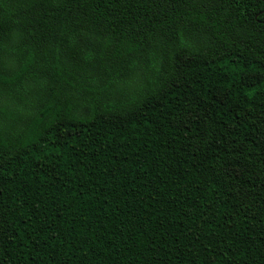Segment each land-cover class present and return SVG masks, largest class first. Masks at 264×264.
Segmentation results:
<instances>
[{"label":"trees","instance_id":"1","mask_svg":"<svg viewBox=\"0 0 264 264\" xmlns=\"http://www.w3.org/2000/svg\"><path fill=\"white\" fill-rule=\"evenodd\" d=\"M0 264H264V0H0Z\"/></svg>","mask_w":264,"mask_h":264}]
</instances>
